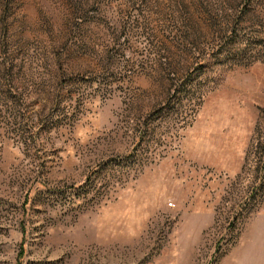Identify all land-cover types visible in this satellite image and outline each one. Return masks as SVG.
Segmentation results:
<instances>
[{"label": "rangeland", "instance_id": "374dc122", "mask_svg": "<svg viewBox=\"0 0 264 264\" xmlns=\"http://www.w3.org/2000/svg\"><path fill=\"white\" fill-rule=\"evenodd\" d=\"M0 264H264V0H0Z\"/></svg>", "mask_w": 264, "mask_h": 264}]
</instances>
